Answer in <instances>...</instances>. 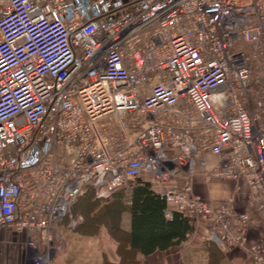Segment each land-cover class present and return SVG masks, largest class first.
I'll list each match as a JSON object with an SVG mask.
<instances>
[{
    "label": "built area",
    "instance_id": "obj_1",
    "mask_svg": "<svg viewBox=\"0 0 264 264\" xmlns=\"http://www.w3.org/2000/svg\"><path fill=\"white\" fill-rule=\"evenodd\" d=\"M110 117L121 133L103 139ZM197 169L243 182L264 213V0H0V230L25 233L29 264H50L54 225L81 221L88 189L182 171L159 193L165 217L202 219L264 264L248 214L194 193Z\"/></svg>",
    "mask_w": 264,
    "mask_h": 264
},
{
    "label": "crops",
    "instance_id": "obj_2",
    "mask_svg": "<svg viewBox=\"0 0 264 264\" xmlns=\"http://www.w3.org/2000/svg\"><path fill=\"white\" fill-rule=\"evenodd\" d=\"M192 116L195 115L192 113ZM96 129L99 136L103 139H106L109 137V135L118 136L121 133V127L119 126L118 121H115V117L100 120ZM110 146L113 147V144L110 143ZM203 157L207 166H211L213 163H215L216 159L212 155L205 153L203 154ZM196 174L197 175L194 178L193 185L194 193L205 201L214 205L224 204L233 208L236 212L248 214L249 221L243 228L247 238L250 242L263 243L264 213H261L257 210V194H254L252 191L246 188L243 182L232 183L229 181L215 179L207 184L202 179L201 171L199 169H197ZM143 178H145V180L150 179L152 185L155 186L154 189L157 187V192L161 193L162 189L171 188L175 184H181V182L184 181L185 175L182 171L176 182L170 181L165 183L156 182L153 176L148 173H144ZM117 190H115V192ZM130 190L131 189L127 188L124 191L127 193L126 198H114L111 200L112 203L119 201L118 213H116V221L118 223L119 229L124 232H128L131 229V217L128 209V206L130 205V200L128 198L131 193ZM77 217H80V215ZM80 218L82 221V217ZM58 224H63L65 226L63 222ZM191 224L193 227L192 233L187 236L186 240L179 246H173L163 251L156 250L154 253L146 257L140 252H134L133 257L135 261L138 262V264H186L185 259L189 254L193 255L198 251L202 252V250H205L206 264H208L209 240L207 238L208 232L206 228V222L202 219H195ZM101 230L106 232L109 238L113 241V245L110 251L111 254L109 256L103 254L102 261L95 264H102L103 262L118 264L120 258L117 254V242L109 234V231L106 227H100L97 234L89 236L82 235L74 229L73 232L83 237H94L97 236ZM54 231L55 234H57V237H60L57 226L53 228V234ZM25 239V233L16 234L11 229L0 230V251L3 247L8 264H29L30 260L28 259L27 249L23 246ZM36 239H38V237H36ZM61 245L62 244L60 243L58 246L59 249L62 248ZM217 247L223 252L224 255L220 264H252L247 258L244 249L242 248H238L236 246Z\"/></svg>",
    "mask_w": 264,
    "mask_h": 264
},
{
    "label": "trees",
    "instance_id": "obj_3",
    "mask_svg": "<svg viewBox=\"0 0 264 264\" xmlns=\"http://www.w3.org/2000/svg\"><path fill=\"white\" fill-rule=\"evenodd\" d=\"M142 173L138 177L130 178L125 185L116 192L105 197H96L94 189H88L79 196L71 207V215L82 217L74 230L82 235H95L100 227L108 229L109 234L117 242L118 264H138L134 252L148 256L154 251H163L182 244L192 233V221L173 210L171 219L165 217L167 204L157 192L152 182L145 180ZM127 188L131 189L128 196V206L131 229L124 232L119 229L116 221L118 202L112 203L114 198H126ZM67 221V220H66ZM209 242L208 264H220L223 252L212 242ZM102 264H111L103 262Z\"/></svg>",
    "mask_w": 264,
    "mask_h": 264
},
{
    "label": "rangeland",
    "instance_id": "obj_4",
    "mask_svg": "<svg viewBox=\"0 0 264 264\" xmlns=\"http://www.w3.org/2000/svg\"><path fill=\"white\" fill-rule=\"evenodd\" d=\"M117 119L115 118V121ZM130 120H126V124H129ZM63 224L56 223L54 228L58 227L57 237L54 231L55 246L62 244V248L56 250L50 264H95L102 261L103 254L109 256L111 254V247L113 241L109 238L104 230L94 237H83L73 232V229L67 227L66 221ZM64 241V242H63ZM65 243V244H64ZM33 253V249L30 247L28 250V257ZM205 250L198 251L193 255H188L186 264H206ZM0 264H8L4 254V248L0 251Z\"/></svg>",
    "mask_w": 264,
    "mask_h": 264
},
{
    "label": "bare ground",
    "instance_id": "obj_5",
    "mask_svg": "<svg viewBox=\"0 0 264 264\" xmlns=\"http://www.w3.org/2000/svg\"><path fill=\"white\" fill-rule=\"evenodd\" d=\"M50 44H46L42 49H46L47 47H49ZM50 50V49H49ZM45 52H48V50H46ZM33 249V253L32 255L29 257V259H34L35 258V255H36V252L34 251V248Z\"/></svg>",
    "mask_w": 264,
    "mask_h": 264
}]
</instances>
